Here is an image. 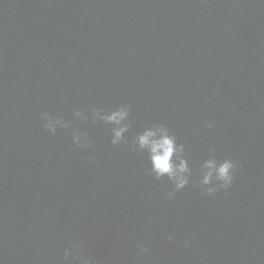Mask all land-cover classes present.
Wrapping results in <instances>:
<instances>
[{
    "label": "water",
    "instance_id": "obj_1",
    "mask_svg": "<svg viewBox=\"0 0 264 264\" xmlns=\"http://www.w3.org/2000/svg\"><path fill=\"white\" fill-rule=\"evenodd\" d=\"M121 105L112 145L93 113ZM154 123L192 169L173 200L133 151ZM210 150L238 164L227 194L197 187ZM76 245L98 264H264V0H0V264H77Z\"/></svg>",
    "mask_w": 264,
    "mask_h": 264
},
{
    "label": "clouds",
    "instance_id": "obj_2",
    "mask_svg": "<svg viewBox=\"0 0 264 264\" xmlns=\"http://www.w3.org/2000/svg\"><path fill=\"white\" fill-rule=\"evenodd\" d=\"M130 112L131 109L128 105H121L103 115H101V110L97 109L93 113V120L99 119L114 125L111 143L118 145L123 140V134L130 127L127 122ZM73 117L81 120L88 119L84 111L80 109L74 111ZM39 118L42 121V127L53 135L56 134L58 127L67 129L70 126V121H66L62 116L54 118L47 111H41ZM205 127L210 129L213 124L207 122ZM72 142L80 148L92 147V142L87 135L79 130L72 132ZM133 145V151H136L135 146H138L139 151L147 154L150 162L149 175L154 176L157 180L167 177L171 182L173 190L165 194L167 199L173 200L175 194L189 184L192 169L184 157V145L177 143V137L166 124L154 123L146 128L135 137ZM237 170L238 164L232 158L218 159L215 152L210 150L208 158L200 165L199 177L196 181L197 187L201 189V194L208 196H213L221 190L227 194L234 182ZM167 239L171 241L172 236L169 235ZM138 246L141 252H148V248L144 244L141 243ZM187 246L188 241H185V247ZM69 258L76 261L77 264H98L95 257L82 254V249L78 245L74 246L72 250L64 251L63 260L68 261Z\"/></svg>",
    "mask_w": 264,
    "mask_h": 264
}]
</instances>
